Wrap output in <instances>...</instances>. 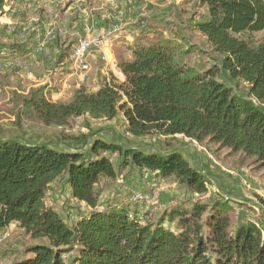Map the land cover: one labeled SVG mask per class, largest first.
Returning a JSON list of instances; mask_svg holds the SVG:
<instances>
[{
  "label": "trees",
  "instance_id": "trees-1",
  "mask_svg": "<svg viewBox=\"0 0 264 264\" xmlns=\"http://www.w3.org/2000/svg\"><path fill=\"white\" fill-rule=\"evenodd\" d=\"M12 1L0 0V8ZM201 4L208 15L196 29L218 65L196 73L176 60L171 40L159 39L129 49L132 59L119 63L124 82L112 77L95 92L81 87L71 100L58 102L35 89L23 97L22 114L64 127L81 117L112 121L122 113L133 138L181 135L242 154L264 169V40H250L264 31V0ZM220 72L237 86L248 84L247 93L218 79ZM110 155L118 156L119 168ZM129 167L208 193L210 179L177 150L144 151L97 139L89 153L65 152L0 139V234L17 224L38 241L15 264H67L65 255L73 251L71 264H264V225L233 227L232 207L222 201L176 205L156 223L139 218L131 202L102 210L99 185ZM60 180L90 210L72 226L46 202ZM260 205L264 209V197ZM166 220L175 230L164 226Z\"/></svg>",
  "mask_w": 264,
  "mask_h": 264
},
{
  "label": "rangeland",
  "instance_id": "rangeland-1",
  "mask_svg": "<svg viewBox=\"0 0 264 264\" xmlns=\"http://www.w3.org/2000/svg\"><path fill=\"white\" fill-rule=\"evenodd\" d=\"M58 5L59 0H53ZM56 9H59L56 7ZM59 15V14H58ZM202 9L195 12L192 20L197 16H202ZM59 19V18H58ZM203 20V17H201ZM57 20V19H56ZM63 20V19H62ZM193 25L188 29L190 35V47L186 50L185 43L188 41L171 40L175 48L176 60L181 64H186L196 73H201L210 67L218 65V58L212 51L211 46L197 33H193ZM60 30H54L55 36L60 35ZM253 45H257L264 40V31L255 33L250 38ZM127 49L119 51V63L127 60ZM93 72V71H92ZM92 72L90 74H92ZM60 71H52L50 75L58 78ZM2 73H0L1 76ZM114 76H108L109 81ZM116 79V78H115ZM222 82L235 87L238 93L245 95L248 90V84L240 82L237 86L236 81H232L228 74L220 72L219 77ZM118 80V79H117ZM108 81V82H109ZM105 83L101 84V87ZM59 85V84H55ZM86 89L95 92L98 85L91 86L86 83ZM58 86H53L46 92V97L53 102L69 101L73 97H65L61 100H55L51 97L52 93L57 92ZM10 92V95H9ZM23 95L17 91L2 89L0 91V121L4 123V135L7 139H16L34 145H47L51 148L66 151H81L89 153L90 145L94 140L100 139L111 143H118L127 148H139L144 151L169 152L180 150L188 159L190 164H194L200 170V165L196 164L198 155H204V168L210 169L216 175L219 169L225 168L223 177L228 179L230 186H224L219 182L210 180L208 193L199 195L190 189L183 187L173 178L162 179L155 174L146 171H138L134 168H126L119 171L118 176L113 180H105L99 185L100 207L108 208L113 203L122 204L131 202L134 206V212L143 220L156 223L161 219L165 212L171 207L183 205L190 207L192 203L201 202L213 204L222 201L232 207V226L243 222H255L259 225L264 224V209L259 207L260 198L264 197V169H260L253 163L252 159L245 158L242 154L231 153L228 149H223L218 145L199 144L192 140H186L184 137H163L154 135L141 139L133 138L126 131L127 123L122 113L112 121L92 120L89 117L73 119L67 126H45L33 116L22 114ZM264 108V105L262 106ZM86 136L87 140H75L78 137ZM115 166L119 168V158L110 155ZM193 166V165H192ZM227 170V171H226ZM201 171V170H200ZM240 174H245L244 182L231 180L238 178ZM57 185L47 194V205L53 207L61 216L72 226L82 216L89 213V209L82 203L72 199L64 189V182L59 181ZM254 185V186H253ZM138 192L144 193L147 198L140 199V202L132 200L130 195ZM163 195V196H162ZM132 211V213H134ZM247 217L241 218V213ZM165 227L175 226L164 222ZM264 230V227L261 226ZM10 236L0 243V264H15L25 259L26 249L38 241L32 240L26 232L18 225L12 224L9 228ZM1 235V234H0ZM48 244L46 240L43 242ZM76 256V251L65 255L67 264H71Z\"/></svg>",
  "mask_w": 264,
  "mask_h": 264
},
{
  "label": "crops",
  "instance_id": "crops-1",
  "mask_svg": "<svg viewBox=\"0 0 264 264\" xmlns=\"http://www.w3.org/2000/svg\"><path fill=\"white\" fill-rule=\"evenodd\" d=\"M200 9L203 15L192 20L195 12ZM207 15L208 9L201 4V0H59L58 5L53 0L9 2L0 8V59L9 61L18 58L21 64L18 69L0 71V91H17L26 97L32 90L41 88L46 96L48 89L58 86L59 89L51 97L61 100L73 97L78 89L86 87V83L98 85L99 89L101 84L109 81L108 76L111 75L122 83L125 76L119 67L121 49H127L128 60L132 59L131 47L159 39L188 41L185 43L188 50L191 45L188 29L191 25L194 34L207 40L196 29V25L202 21L201 17L205 19ZM114 25H118L120 31L111 37L108 48L103 51L93 50L90 57L91 70L88 73L75 70L71 55L78 41L103 34ZM56 29L60 30V35L43 44L45 36L48 38V32ZM53 67H57L54 71L61 72L58 78L50 75ZM4 127L0 121V139L3 140L7 139ZM204 159L201 154L196 160V164L201 163V171L194 164L193 167L213 183L230 186L228 179L223 177L225 168L222 167L223 171L219 169L215 175L210 169L204 168ZM238 178L230 179L236 182L247 181L245 174H240ZM63 187L66 194L70 195L71 189L65 182ZM259 207L263 209L261 205ZM240 217L247 216L242 212Z\"/></svg>",
  "mask_w": 264,
  "mask_h": 264
},
{
  "label": "built area",
  "instance_id": "built-area-1",
  "mask_svg": "<svg viewBox=\"0 0 264 264\" xmlns=\"http://www.w3.org/2000/svg\"><path fill=\"white\" fill-rule=\"evenodd\" d=\"M120 28L118 25H114L112 28L105 30L103 34H97L90 36L88 38H82L78 41L75 48L73 49L71 55L72 65L75 70L81 73H88L91 70V63L90 57L92 56L93 50H104V48L109 47V40L115 33H118ZM48 38L42 41L43 44H47L49 41L48 39H54L55 34L54 31L48 32ZM20 60L18 58H14L12 60L6 61L0 59V71L6 70H14L20 68ZM57 69V67H53L51 72ZM55 74L58 72L57 70L54 71ZM147 198V196L142 193L138 192L135 195H132V200L136 202H140V199ZM102 210H106L107 208L101 207ZM10 228V227H9ZM9 228H7L3 233L0 235V243L3 242L7 237L10 236Z\"/></svg>",
  "mask_w": 264,
  "mask_h": 264
}]
</instances>
